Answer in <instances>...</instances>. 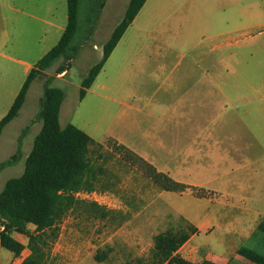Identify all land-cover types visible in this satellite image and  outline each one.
<instances>
[{"label": "rangeland", "instance_id": "1", "mask_svg": "<svg viewBox=\"0 0 264 264\" xmlns=\"http://www.w3.org/2000/svg\"><path fill=\"white\" fill-rule=\"evenodd\" d=\"M129 2L109 0L107 7L97 16L92 1L82 2L79 28L74 40L81 47L80 54L71 63L65 64L69 69L67 73L54 76L52 81L66 94V105L60 121L62 127L73 123L84 128L83 120L93 124L100 120L101 109H91L98 103L100 105V98L88 95L84 103L79 104L81 83L89 69L102 59L103 45L114 24L125 16ZM40 3L45 5L46 20V23L39 24L36 38H41L40 42L32 38L35 29L29 21L28 32L24 31V37L30 40L24 47L19 44L0 47V120L9 111L25 82L28 65L35 66L60 39L63 30L57 29L56 25L66 26L67 0H40ZM7 23L9 30H12V21L7 19ZM95 27L96 32L92 35L91 31ZM99 30L101 33H97ZM227 40L233 43L227 44ZM155 42L178 45L168 51L172 65L180 60L185 64L188 53V57L196 61L205 59L206 69L220 76L223 101L229 99L227 104H223L228 114L218 119L221 127L226 129V136L228 131V136L235 141L247 142L243 144L245 149L239 146L234 161L226 159L224 155L217 164L212 161V170L230 167L231 164L236 167L243 162L245 166L239 171L234 169L224 180H212L211 186L230 191L238 189V185L242 186L244 190H238L235 196V204L239 207L249 202V198L254 201L263 198L258 195L264 191V0H147L125 33L120 50L110 60L106 70L108 75H117L118 63H122L119 60L136 56L137 52L130 49L129 43ZM95 46L100 48L96 49ZM58 65L50 69L47 75L53 76ZM129 68H132V73H137L132 64ZM181 69L182 65L177 72ZM141 77L135 74L122 81L126 87L132 85L146 91L150 82L146 77ZM129 79L131 81H127ZM43 88L44 79L31 85L18 117L3 130L0 164L16 153L20 137L22 154L14 164L0 170V192L7 180L23 173L26 156L42 128L37 115ZM76 108L80 112L75 113ZM87 110L93 112L88 114ZM118 112L119 109H111L107 121H111ZM215 119L217 117L210 118L213 121ZM95 136L97 143L104 145L103 148L93 146L90 153V159L102 168L100 181L94 190L96 195L76 196L77 204L59 224V236L51 247L46 264H151L155 235L169 228L185 229L187 222L182 216L189 217L194 225L201 224L215 209L207 199L197 198L189 191L182 194L162 191L137 168L115 155L107 147V139L102 141L99 132ZM222 141L227 142L228 138L224 136ZM246 158L259 161L251 165ZM251 174L255 179L250 177ZM251 184L256 185L254 191L258 195L248 194L247 188ZM94 199L99 201L97 204L103 210L91 205L96 203ZM103 213H107L105 217ZM219 216L223 226L230 219L239 218V212L221 210ZM29 229L34 231L35 227L29 225ZM13 236L26 248L19 256H15L0 247V264H20L30 255L28 238L17 233H13ZM203 240V235L197 236L193 244L200 247ZM253 240L255 245L249 248L264 255V234L259 233ZM96 256L101 260L98 261ZM196 259L199 263V258Z\"/></svg>", "mask_w": 264, "mask_h": 264}, {"label": "crops", "instance_id": "2", "mask_svg": "<svg viewBox=\"0 0 264 264\" xmlns=\"http://www.w3.org/2000/svg\"><path fill=\"white\" fill-rule=\"evenodd\" d=\"M108 1L105 2L102 10L107 7ZM44 6L40 0H0V24L2 25L0 47L14 44L24 47L30 40L24 37V31L28 32L29 21L32 22V28L36 30L33 31L35 33L32 38L37 39L35 41L39 43L41 38H36L39 34V24L46 23ZM7 19L12 21L10 24L12 30H9ZM121 19L114 24L111 34ZM23 27H25L24 30ZM56 27L63 32L66 28L63 25H56ZM96 28L93 29L92 35L96 32ZM100 31L97 33H101ZM123 37L85 96L86 98L88 95H93L101 99L100 105L98 103L91 108L101 109L100 120H97L96 124L83 120L84 128H81V125H74L85 130L96 142L98 141L95 134L98 132L102 136V141L108 138L117 140L155 166L158 171L169 174L176 181L212 191L213 197L203 199H207L210 205L215 206V209L203 223L194 225L189 217L180 215L197 229V232L192 234L178 250L184 259L192 263H197L196 257H198L199 263L207 260L217 264H227L230 261H234L235 264H254L240 256L238 250L243 246L255 245L253 235L264 219V191L258 195L254 191L256 185H249L247 188L249 195H258L263 198H258L256 201L249 198V202L239 207L235 204V196L238 195V190H244L242 186L238 185L239 188L232 191L211 186L212 180H224L234 169L237 168L239 171L245 166L243 162L236 167L231 164L230 167L212 170V161L217 164L219 160H222L223 155L226 159L234 161L237 158L239 146L242 145L243 147L240 148L245 149L243 144H247V142L235 141L228 136V131L226 136V129L222 128L218 121L223 114H228L227 109H223V104L229 102V99L225 101L222 99L220 76L211 74L210 70L206 69L204 58L196 61L188 57L189 53L186 54L185 64H182L181 60L175 65L170 64L168 51L174 47L177 48L178 45L166 42L129 43L130 49L137 52L136 56H131L124 61L119 60L122 63H118L117 75H108L106 70L109 62L120 50ZM226 43L233 42L227 40ZM186 46L191 45L186 44ZM95 48L100 47L95 46ZM131 64L137 73L131 72L132 68H129ZM181 65L182 69L177 72ZM32 67L28 65L27 75ZM135 74L142 75L141 78L146 77L150 82L148 90H140L132 85L129 88L124 85L122 79ZM85 98L79 101L80 105L84 103ZM65 105L66 98L61 107L60 121ZM77 109L75 113L80 112V109L79 111ZM111 109H119V112L108 122L107 118ZM87 112L89 114L93 110H87ZM212 116L217 117V120H210ZM106 123L109 124L105 125ZM224 136L228 138L227 142L222 141ZM250 147L251 145L248 144V148ZM246 160L251 165L259 161H253L250 158ZM255 173L257 174V171ZM252 174L250 177L255 179ZM258 175L259 173L257 177ZM250 189H253V192H250ZM221 210L238 211L239 218L230 219L222 226L219 216ZM201 235L204 236V240L202 245L197 247L193 244V240ZM199 255L203 257L200 258Z\"/></svg>", "mask_w": 264, "mask_h": 264}, {"label": "trees", "instance_id": "3", "mask_svg": "<svg viewBox=\"0 0 264 264\" xmlns=\"http://www.w3.org/2000/svg\"><path fill=\"white\" fill-rule=\"evenodd\" d=\"M84 0H67L68 21L58 43L47 52L29 71L7 114L0 120V138L4 128L18 117L25 104L31 85L44 79L43 94L37 120L42 128L36 136L31 151L27 154L25 168L18 177L7 180L0 192V247L19 256L26 246L13 233L28 238L30 255L20 264H46L53 243L59 236V224L65 214L76 204V193L92 192L100 181L102 168L90 159L91 148L103 144L94 141L86 132L73 124L62 127L60 112L66 98L65 91L52 84L53 77L68 72V65L78 57L81 47L75 44L79 28L80 10ZM96 8V16L105 6L106 0H90ZM147 0H130L125 16L103 45V57L94 64L82 80L79 101L102 71L108 58L120 42L128 27L133 23ZM93 30L91 31L92 34ZM90 34V35H91ZM59 64L53 76L48 71ZM23 130V135L26 133ZM22 137L19 138L16 153L0 164V170L14 164L22 154ZM107 147L122 161L137 168L153 184L166 192L182 194L191 192L197 198H209L212 192L174 180L169 174L160 172L151 163L117 140L108 138ZM95 208L102 209L97 203ZM107 213H103L105 217ZM185 220V219H183ZM187 222V221H186ZM185 229H167L154 236L151 264H217L212 261L192 263L184 259L178 250L197 229L186 223ZM29 225L35 227L30 231ZM264 234V219L253 237ZM238 254L254 264H264V256L257 250L243 246ZM98 261L100 257L96 256ZM227 264H235L230 261Z\"/></svg>", "mask_w": 264, "mask_h": 264}, {"label": "built area", "instance_id": "4", "mask_svg": "<svg viewBox=\"0 0 264 264\" xmlns=\"http://www.w3.org/2000/svg\"><path fill=\"white\" fill-rule=\"evenodd\" d=\"M96 195V192H88V191H80L78 193H76V196H83V197H90V196H94ZM94 201L97 203H99V201L97 199H94Z\"/></svg>", "mask_w": 264, "mask_h": 264}]
</instances>
